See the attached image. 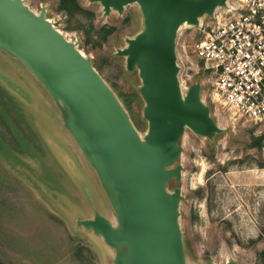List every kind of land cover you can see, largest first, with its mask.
<instances>
[{
    "label": "water",
    "instance_id": "water-1",
    "mask_svg": "<svg viewBox=\"0 0 264 264\" xmlns=\"http://www.w3.org/2000/svg\"><path fill=\"white\" fill-rule=\"evenodd\" d=\"M227 1L89 0L101 6L104 17L138 7L140 29L125 38L116 55L125 58L126 71L140 82L147 124L141 133L93 58L79 49L81 39H68L59 30L62 20L51 21L46 6L35 12L25 0H0V56L23 70L48 100L111 206V214L104 215L92 189L82 187L77 162L73 171L66 167L90 212L74 215V222L103 240L113 253L111 258L106 254L110 264H242L235 259L190 262L180 222L185 135L191 132L212 143L229 131L204 100L201 79L181 85L177 36L184 26L198 29L202 19L227 8ZM5 71L10 81L0 76V83L28 107H39Z\"/></svg>",
    "mask_w": 264,
    "mask_h": 264
},
{
    "label": "rangeland",
    "instance_id": "rangeland-1",
    "mask_svg": "<svg viewBox=\"0 0 264 264\" xmlns=\"http://www.w3.org/2000/svg\"><path fill=\"white\" fill-rule=\"evenodd\" d=\"M63 1L70 5L74 0L25 3L35 12L46 6L51 21L62 20L59 30L68 39H81L79 49L93 58L115 92L131 101L129 113L143 133L147 124L142 121L144 103L138 92V76L127 72L125 58L116 55V49L125 46V38L140 29L137 5L128 6L123 15L115 12L104 17L101 6L89 0H76L89 14L77 10L69 14L61 9ZM208 22L209 18L201 21ZM103 28L112 30L106 40L101 38ZM199 36L198 29L189 26L179 30V79L184 88L201 79L203 98L212 104L209 76L203 72L202 61L194 51ZM0 55L4 56L1 52ZM1 56L0 67L12 75L17 90L29 101L39 102L40 108L33 103H29V108L18 99L44 142L45 154L42 160L25 154L14 156L9 148L0 145V262L110 264L107 257L113 253L107 251L103 240L80 230L74 222L77 214L86 216L90 212L66 167L73 171L77 162L76 171L85 182L82 187L92 189L101 212L109 216L112 209L105 194L55 120L54 110L51 115L48 100L23 70ZM3 71L0 69V76L10 81ZM223 114L217 120L228 129V134L210 143L188 132L182 142L181 163L185 169L180 222L187 257L193 263L235 259L242 264H264V119H240L233 124L228 111ZM0 135L13 146V136L7 128L0 127ZM111 219L114 221V216Z\"/></svg>",
    "mask_w": 264,
    "mask_h": 264
},
{
    "label": "built area",
    "instance_id": "built-area-1",
    "mask_svg": "<svg viewBox=\"0 0 264 264\" xmlns=\"http://www.w3.org/2000/svg\"><path fill=\"white\" fill-rule=\"evenodd\" d=\"M194 45L212 86L214 107L229 120L264 119V0H228Z\"/></svg>",
    "mask_w": 264,
    "mask_h": 264
},
{
    "label": "trees",
    "instance_id": "trees-1",
    "mask_svg": "<svg viewBox=\"0 0 264 264\" xmlns=\"http://www.w3.org/2000/svg\"><path fill=\"white\" fill-rule=\"evenodd\" d=\"M63 11L72 14L74 10L77 12L89 14L84 10L76 0L70 5L63 1V6H61ZM103 35L101 38L106 40L108 36L112 33V30L101 29ZM96 66V65H95ZM125 104L129 112H132V108L129 100L119 95ZM25 125L28 127L26 128ZM0 127L7 128L13 136V146L8 144L4 138L0 135V145L3 148H9L14 156H19L20 154L29 155L32 157H37L43 159L44 142L42 141L39 132L35 131L33 125L29 123L28 116L24 112V108L20 106L19 100L12 95L1 83H0ZM1 149V148H0ZM39 156V157H38ZM42 158H41V157ZM0 264H3L0 262Z\"/></svg>",
    "mask_w": 264,
    "mask_h": 264
},
{
    "label": "crops",
    "instance_id": "crops-1",
    "mask_svg": "<svg viewBox=\"0 0 264 264\" xmlns=\"http://www.w3.org/2000/svg\"><path fill=\"white\" fill-rule=\"evenodd\" d=\"M214 113L215 116L217 117L218 115H221L222 117H224L225 115L223 114V111L221 110V108L219 106L214 107ZM218 118V117H217Z\"/></svg>",
    "mask_w": 264,
    "mask_h": 264
},
{
    "label": "bare ground",
    "instance_id": "bare-ground-1",
    "mask_svg": "<svg viewBox=\"0 0 264 264\" xmlns=\"http://www.w3.org/2000/svg\"><path fill=\"white\" fill-rule=\"evenodd\" d=\"M188 27V26H187Z\"/></svg>",
    "mask_w": 264,
    "mask_h": 264
}]
</instances>
